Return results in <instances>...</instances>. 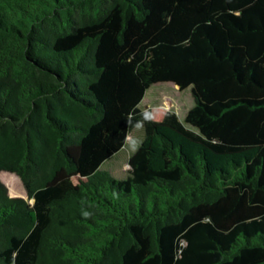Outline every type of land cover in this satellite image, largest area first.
Returning <instances> with one entry per match:
<instances>
[{
  "label": "trees",
  "instance_id": "16d2710c",
  "mask_svg": "<svg viewBox=\"0 0 264 264\" xmlns=\"http://www.w3.org/2000/svg\"><path fill=\"white\" fill-rule=\"evenodd\" d=\"M1 172L0 264H264V0H0Z\"/></svg>",
  "mask_w": 264,
  "mask_h": 264
},
{
  "label": "rangeland",
  "instance_id": "374dc122",
  "mask_svg": "<svg viewBox=\"0 0 264 264\" xmlns=\"http://www.w3.org/2000/svg\"><path fill=\"white\" fill-rule=\"evenodd\" d=\"M158 85V86H157ZM162 87L163 90L157 94L152 95L155 88ZM151 91L146 99H144L141 109H145L146 105L159 106L161 108L167 109L169 111L175 112L180 121L189 128H193L185 123V117L187 112L195 105V100L191 91V88H187L184 91H180L179 88H175L174 83L166 82L160 86V84H155L152 86ZM158 91V90H157ZM146 96V95H145ZM166 100V101H165ZM168 101V102H167ZM174 103V106H169L166 104ZM145 137V127L144 124L137 125L129 134L127 142L123 149L108 161L102 165V169L108 171L112 177L115 179L125 178L129 174V158L135 152V150L140 145L141 141ZM127 166V168H126ZM0 181L6 185L8 188L9 196L13 198H24L28 201L27 191L21 181V179L9 172L0 173ZM32 202V201H30Z\"/></svg>",
  "mask_w": 264,
  "mask_h": 264
},
{
  "label": "crops",
  "instance_id": "0c3cea01",
  "mask_svg": "<svg viewBox=\"0 0 264 264\" xmlns=\"http://www.w3.org/2000/svg\"><path fill=\"white\" fill-rule=\"evenodd\" d=\"M158 84H160V86H161V85L164 84V83H158ZM153 86H154V85H153ZM157 86H158V85H157ZM174 86H175V88H177V86H176L175 84H174ZM157 90H158V91H157ZM162 90H163L162 87L155 88V90L153 91L152 95H150V96H154V94H156V92H157V94H158V93H160ZM149 91H151V89H149V90L147 91L146 96H145L144 99H146V98L148 97V95H149V93H150ZM148 92H149V93H148ZM144 99H143V101H144ZM143 101L141 102V105H142ZM165 101H166V100H165ZM141 105H140V107H141ZM159 106H162V107H163L164 105H158V106H156V107H159ZM152 107H154V106L146 105L145 109H143V110H147V109L152 108ZM164 107L168 109V107H166V106H164Z\"/></svg>",
  "mask_w": 264,
  "mask_h": 264
},
{
  "label": "bare ground",
  "instance_id": "6f19581e",
  "mask_svg": "<svg viewBox=\"0 0 264 264\" xmlns=\"http://www.w3.org/2000/svg\"><path fill=\"white\" fill-rule=\"evenodd\" d=\"M168 102V101H167ZM166 105H169V106H174L175 104L172 102L171 104H166ZM126 168H127V166H126Z\"/></svg>",
  "mask_w": 264,
  "mask_h": 264
}]
</instances>
